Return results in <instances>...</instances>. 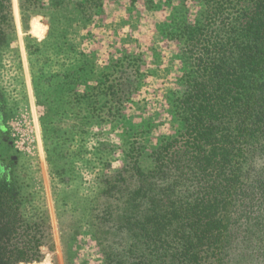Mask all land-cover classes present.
<instances>
[{
	"label": "rangeland",
	"instance_id": "374dc122",
	"mask_svg": "<svg viewBox=\"0 0 264 264\" xmlns=\"http://www.w3.org/2000/svg\"><path fill=\"white\" fill-rule=\"evenodd\" d=\"M204 11L202 0H0V159L44 231L39 262L105 264V243L119 244L102 178L135 153L151 168L182 128L180 30Z\"/></svg>",
	"mask_w": 264,
	"mask_h": 264
},
{
	"label": "trees",
	"instance_id": "16d2710c",
	"mask_svg": "<svg viewBox=\"0 0 264 264\" xmlns=\"http://www.w3.org/2000/svg\"><path fill=\"white\" fill-rule=\"evenodd\" d=\"M202 1L180 30L182 128L151 168L133 150L102 178L119 241L105 243V264H264V0ZM18 188L0 160V264L43 255L44 231L23 216Z\"/></svg>",
	"mask_w": 264,
	"mask_h": 264
},
{
	"label": "flooded vegetation",
	"instance_id": "af4514ba",
	"mask_svg": "<svg viewBox=\"0 0 264 264\" xmlns=\"http://www.w3.org/2000/svg\"><path fill=\"white\" fill-rule=\"evenodd\" d=\"M4 116H5V109H4V104H3V100H2V94L0 91V132L2 134L5 133ZM0 160L3 161L2 159H0Z\"/></svg>",
	"mask_w": 264,
	"mask_h": 264
},
{
	"label": "water",
	"instance_id": "95a60500",
	"mask_svg": "<svg viewBox=\"0 0 264 264\" xmlns=\"http://www.w3.org/2000/svg\"><path fill=\"white\" fill-rule=\"evenodd\" d=\"M43 261H45V260H43ZM40 262H42V261H40ZM39 261H34V262H29V263H26V264H37V263H40Z\"/></svg>",
	"mask_w": 264,
	"mask_h": 264
}]
</instances>
